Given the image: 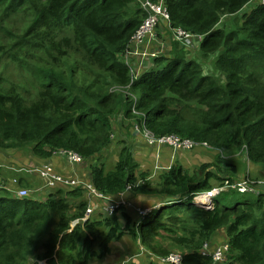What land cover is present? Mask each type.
Here are the masks:
<instances>
[{
    "label": "trees",
    "instance_id": "1",
    "mask_svg": "<svg viewBox=\"0 0 264 264\" xmlns=\"http://www.w3.org/2000/svg\"><path fill=\"white\" fill-rule=\"evenodd\" d=\"M251 1L166 0L170 27L202 39L190 49L174 41L146 68L139 56H126L147 15L136 0H0V20L24 22L21 32H0V66L18 70L5 85L0 78V149L21 151L30 161L31 154L33 163L23 168L36 175L33 182L16 179L28 190L24 197L0 187V264H90L126 234L160 264H168L163 258L174 247L184 264H212L201 250L220 232L230 246L223 264H264V191L251 170L241 174L245 163L264 167V3L222 24ZM170 27L160 35L165 43L173 40ZM194 50L203 59L218 53L213 74L187 57ZM122 112L136 124L126 135L135 129L143 153L155 148L145 139L148 129L192 139L198 145L191 150L216 152V161L194 172L175 164L138 173L137 147L126 139L115 145ZM72 153L81 161L71 162ZM242 157L243 167L236 161ZM211 166L221 174L231 169L230 176L208 171ZM44 167L79 181L55 182L38 172ZM214 181L227 190L211 207L197 204ZM89 183L113 199L127 195L132 205L113 214L100 206L84 219L93 202ZM145 195L154 202L140 215L133 201Z\"/></svg>",
    "mask_w": 264,
    "mask_h": 264
},
{
    "label": "built area",
    "instance_id": "2",
    "mask_svg": "<svg viewBox=\"0 0 264 264\" xmlns=\"http://www.w3.org/2000/svg\"><path fill=\"white\" fill-rule=\"evenodd\" d=\"M139 4V7L142 8L146 13V17L143 20L140 27L137 29L136 33L134 34L132 38L131 45L132 47L129 48V50L126 53V56L133 55L135 57L139 56L142 61H145L148 63L146 68L151 67V65H154L153 59L156 57L161 56L162 53H165L166 50L164 49V44H167L163 42L160 35L165 32L166 27L162 25V23H165L167 27H170V17L168 13V9L166 6V0H136ZM264 3V0H261ZM171 35H172V41L178 42L180 46L185 47L186 49L194 48L196 47L197 41H201L202 36L191 34L187 31H185L182 28H171ZM152 45L153 48L152 49ZM144 136L146 141L149 145L155 147V149L160 152L162 147H170L174 150V152H177L179 150L187 151L193 149L198 144L189 138H182L181 136L177 134H167L162 136H155L150 130L145 129L144 130ZM71 162L81 161L80 155L77 153H72L71 155ZM156 168L162 169V167L159 164V161L156 162ZM165 168V167H163ZM169 169V168H167ZM21 171H23V168H20ZM28 171L30 169H27ZM37 170V169H36ZM38 172L43 177H51L55 182L56 181H63L66 185H76L79 180L76 179H63L60 176L52 174V169L50 167H44L43 169H39ZM51 182V181H50ZM54 182H52L53 184ZM243 183V187H244ZM86 187L88 189V193L91 196V199H93L90 204L91 206L87 210V214L84 219L89 217L91 213L99 208L100 206H103L105 211H108V213L113 214L116 208H119L121 205H132L130 201L127 198V195L121 194V196L117 199H113L111 197H108L102 193H100L91 183L86 184ZM131 186L128 187L130 189ZM226 187H217L213 188L211 191H209V201L205 202L209 204V206H212V199L219 194L223 189ZM28 193L27 189H18L16 191V194L18 197H24ZM199 196H203L202 194ZM198 196V197H199ZM198 197L194 199V201L197 204H203L198 202ZM99 201H102L100 203ZM204 203V204H205ZM136 210L140 215H144L147 212H149L151 209H139L136 207ZM77 223H75L76 225ZM230 246L228 243H223L213 249H209L208 244H204L203 249L201 250L203 256H212L213 263L216 264L217 262H221L227 253L229 252ZM184 253L182 252H174L170 253L166 257L163 258V261L168 264H184L183 263ZM128 260L123 261L121 264H127Z\"/></svg>",
    "mask_w": 264,
    "mask_h": 264
},
{
    "label": "rangeland",
    "instance_id": "3",
    "mask_svg": "<svg viewBox=\"0 0 264 264\" xmlns=\"http://www.w3.org/2000/svg\"><path fill=\"white\" fill-rule=\"evenodd\" d=\"M257 4H259V0H252L250 3H248L244 7V9L238 15L231 16L229 18L227 16L224 17L223 21H222V24L225 23V22L230 23L232 20H234L233 22H237L238 18H240L242 16L243 12H250L252 10V8L254 6H256ZM222 24H221V26H222ZM230 24H232V23H230ZM23 27H24V22H23L21 16H18L17 19H16V16H15V17L11 18L8 21L0 20V32L1 33H3V29L4 28H12L13 31H15V32H21ZM173 42L174 41H171V42L168 41L167 44H164V49L166 50V53H168L167 52L168 51V47L170 49V46H171V44ZM217 54L218 53L216 52V54H212V56L209 59H207V58L203 59L201 56H199L198 52L196 50H194V51H191L187 55V57L190 58V59H199L200 61H203V63L205 64L204 65L205 66L204 71L207 74H213L214 71L212 70V63H213L212 60L215 59V56H217ZM1 55H3L2 51H0V56ZM13 68H15V67H13ZM19 72H20V70H19ZM22 74L23 75L25 74L24 69H22V71H21V75ZM8 76L11 77L12 79H17L18 78V70H15V69H13V70H9V69L5 70L4 68H2V66H0V78H1V81L3 82V85H5V81L8 78ZM118 120H119V122L117 121L116 124H115V126H116L115 128L117 129V133H118V140L115 143V145H119L121 147L122 145L120 144V142H123L122 139H126L128 144L134 149V147H137L136 142L134 140V136H133V131L135 132V129L131 130L132 134L130 133L129 136L126 135V132H127L128 126H130V128L132 129V126L135 127L136 124H134L132 120L129 121V119H126L123 112L119 114ZM125 123L128 124V125H125ZM132 123L134 125H132ZM118 150L119 149H117V148L116 149H112V152H110L111 156L114 157V152L117 153ZM8 151H13V150H8ZM191 151H193V150H191ZM191 151H185L184 153L191 152ZM229 154L230 153L224 152L223 157H225L226 160L235 161L234 153H232L230 155ZM134 155H135L136 160L139 163V168H138V173H139V172L142 171L140 169V162H139V159L136 157L135 153H134ZM206 155H207V157L209 156V158H205L204 156H202L201 157V159H202V163L201 164H203V163H205L207 161H209V162L210 161H216V155H217L216 152H214V153L213 152H207ZM190 156H191V159H194V157H196L194 155H190ZM111 161H112V158L109 159V162H111ZM236 161H240L241 163H243L244 161H246V159L244 157H242L241 160H239L237 158ZM245 165H246L245 166L246 169L241 172L242 175L243 174H247L248 175V173L251 170L252 171L251 176H253L252 178L256 177V179H258V181L254 180V182L256 181V182H258V184L264 182V167H262V166H254L251 163L250 164L245 163ZM194 166L195 165L191 164V166L188 167V170H190V172H193L198 167V166H196V167H194ZM241 166L243 167L244 163L241 164ZM112 168L113 167H111V169ZM148 168H149V166H148ZM152 170H153V167L150 166V168L147 171L151 172ZM208 171H215V172L219 173L222 177L225 178V177L230 176L231 169L225 168V169H223V172L221 174L219 172V170L215 168V166H211V167L208 168ZM74 176L79 177L80 175H78V173H75ZM241 179L242 178H239L237 183ZM214 185H215V188L220 187L219 183L217 181H214ZM255 187L257 188V186H255ZM223 190H227V187L225 189H223ZM242 191H244V190H242ZM219 194H217V195H219ZM85 197H86L87 200H89V201L91 200L89 197H87V196H85ZM133 202L136 203L139 206L138 207L139 209H147V208L151 209L152 208L151 205H148V203L151 204V202H148L146 200H141V201L138 200V203L134 200ZM152 202H154V201H152ZM143 205H145V206H143ZM133 209L135 210V208H133ZM184 233L185 232L182 231V234H184ZM163 241L165 242L166 248H168L167 245L170 246V244L167 241V238H164ZM223 243H226V241L223 239V234L221 232L217 233L210 241L205 242V244H208L209 249H213V248H215V247H217V246H219V245H221ZM110 248H111V251L104 258H94V259H92L90 264H121L123 261H126V260L132 261V262H137V264H150L151 262H153L152 260H154L155 264H160V262H159L160 260L158 258L159 256H156V258L159 260L158 261L157 259H155L153 257V253L151 251L147 250L146 248H145V252L142 255H138V254H140V252L144 251V249L142 247V244H141V240L140 239L139 240L138 239H134L133 236L130 235V234H126L120 240L112 242L110 244ZM177 251H181L182 252V250L177 248V247L171 248V253H174V252H177ZM225 259H226V256L221 262H217L216 264H218V263H222L223 264L226 261ZM30 264H34V263H30Z\"/></svg>",
    "mask_w": 264,
    "mask_h": 264
},
{
    "label": "crops",
    "instance_id": "4",
    "mask_svg": "<svg viewBox=\"0 0 264 264\" xmlns=\"http://www.w3.org/2000/svg\"><path fill=\"white\" fill-rule=\"evenodd\" d=\"M168 50H169V47H168ZM151 66L153 67L154 65H151ZM134 135L136 136L137 132H134ZM137 144H139V143L136 142V145ZM155 150H156L155 148L153 149V148L149 147V149L145 150L147 152L143 153L137 147L136 157H138L141 161L140 169L142 171L148 170L150 168V166L154 167L156 165L157 161H159V164L162 167V169L171 168L175 164H179V165H182L184 169L188 170V167L191 166V164L195 165L194 167H196V166L199 167L202 163V159H201L202 156H204L205 158H209V156L207 157V155H206L207 152L205 151V149H197L194 151L187 150V151H191V152L184 153L185 151H183V150H179L177 152H174V150L172 148L166 146V147H162L160 152H157ZM156 152H157V154H156ZM190 155H194L196 157H194V159H191ZM28 156L30 157V159L33 163L34 159L31 156V154H28ZM31 161L28 160L21 153V151H17V150L8 151V150H1L0 149V187H6L7 185H9L10 190L16 192L19 189V186L17 185V182H16L17 178L25 179L24 183L33 182L34 179L36 178V175L31 174L30 172H26L28 170L23 168V166L30 164ZM207 162H209V161H207ZM60 163H61V161H60ZM148 166H149V168H148ZM20 167H22L24 170L21 171ZM66 167H68V166H66ZM163 167H165V168H163ZM65 168L63 167V169H65ZM188 171L190 172V170H188ZM144 197L145 198L139 197L138 200L139 201L146 200L148 202H152L154 200V198H152L153 196H151V195H145ZM135 205H137V204L135 203ZM143 249H144V251L140 252V254H138V255H142L145 252L144 247H143Z\"/></svg>",
    "mask_w": 264,
    "mask_h": 264
},
{
    "label": "bare ground",
    "instance_id": "5",
    "mask_svg": "<svg viewBox=\"0 0 264 264\" xmlns=\"http://www.w3.org/2000/svg\"><path fill=\"white\" fill-rule=\"evenodd\" d=\"M208 200H210L208 194H205V195H203V196H199V197H198V202H199V203H205V202L208 201ZM203 201H204V202H203Z\"/></svg>",
    "mask_w": 264,
    "mask_h": 264
},
{
    "label": "water",
    "instance_id": "6",
    "mask_svg": "<svg viewBox=\"0 0 264 264\" xmlns=\"http://www.w3.org/2000/svg\"><path fill=\"white\" fill-rule=\"evenodd\" d=\"M257 187H258L259 189H261V190H263V191H264V182H263V183H260V184H258V185H257ZM202 195H205V194H202ZM168 199H170V198H168Z\"/></svg>",
    "mask_w": 264,
    "mask_h": 264
}]
</instances>
